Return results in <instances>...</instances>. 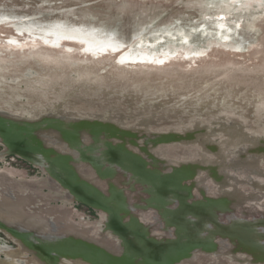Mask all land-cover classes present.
I'll return each mask as SVG.
<instances>
[{
	"label": "rangeland",
	"instance_id": "1",
	"mask_svg": "<svg viewBox=\"0 0 264 264\" xmlns=\"http://www.w3.org/2000/svg\"><path fill=\"white\" fill-rule=\"evenodd\" d=\"M0 264H264V0H0Z\"/></svg>",
	"mask_w": 264,
	"mask_h": 264
},
{
	"label": "bare ground",
	"instance_id": "2",
	"mask_svg": "<svg viewBox=\"0 0 264 264\" xmlns=\"http://www.w3.org/2000/svg\"><path fill=\"white\" fill-rule=\"evenodd\" d=\"M223 225V224H222ZM255 238V237H254ZM258 240V239H257ZM261 247V246H260Z\"/></svg>",
	"mask_w": 264,
	"mask_h": 264
}]
</instances>
